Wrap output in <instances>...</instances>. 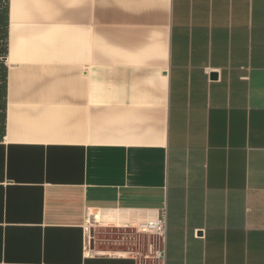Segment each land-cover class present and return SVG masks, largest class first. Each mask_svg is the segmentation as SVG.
Masks as SVG:
<instances>
[{
	"label": "crops",
	"instance_id": "0c3cea01",
	"mask_svg": "<svg viewBox=\"0 0 264 264\" xmlns=\"http://www.w3.org/2000/svg\"><path fill=\"white\" fill-rule=\"evenodd\" d=\"M7 32L0 264H264V0H8ZM163 211V262L127 254Z\"/></svg>",
	"mask_w": 264,
	"mask_h": 264
},
{
	"label": "built area",
	"instance_id": "2783aa9c",
	"mask_svg": "<svg viewBox=\"0 0 264 264\" xmlns=\"http://www.w3.org/2000/svg\"><path fill=\"white\" fill-rule=\"evenodd\" d=\"M121 230L131 232L138 243V250H127V254H133L136 257L140 256L145 259H152L154 261L164 260L165 255V241L167 234V218L166 211H163L160 217L140 222L134 226L128 224L122 225ZM145 241L147 244V252L141 253L143 250ZM89 246V242H86V247ZM144 246V247H143Z\"/></svg>",
	"mask_w": 264,
	"mask_h": 264
},
{
	"label": "trees",
	"instance_id": "16d2710c",
	"mask_svg": "<svg viewBox=\"0 0 264 264\" xmlns=\"http://www.w3.org/2000/svg\"><path fill=\"white\" fill-rule=\"evenodd\" d=\"M8 0H0V138L5 124L6 72L4 58L7 55L8 41Z\"/></svg>",
	"mask_w": 264,
	"mask_h": 264
},
{
	"label": "rangeland",
	"instance_id": "374dc122",
	"mask_svg": "<svg viewBox=\"0 0 264 264\" xmlns=\"http://www.w3.org/2000/svg\"><path fill=\"white\" fill-rule=\"evenodd\" d=\"M120 236H121L122 241L125 243V246H126L125 248L128 251L129 250H135V251L138 250V243L130 231L129 232L127 231V233L123 232ZM147 244H148V242L145 241V243H144L145 247L143 246L144 248H143V250L141 249V253L147 252Z\"/></svg>",
	"mask_w": 264,
	"mask_h": 264
},
{
	"label": "water",
	"instance_id": "95a60500",
	"mask_svg": "<svg viewBox=\"0 0 264 264\" xmlns=\"http://www.w3.org/2000/svg\"><path fill=\"white\" fill-rule=\"evenodd\" d=\"M213 77H215V75H213Z\"/></svg>",
	"mask_w": 264,
	"mask_h": 264
}]
</instances>
